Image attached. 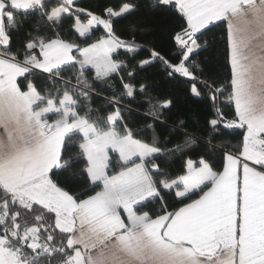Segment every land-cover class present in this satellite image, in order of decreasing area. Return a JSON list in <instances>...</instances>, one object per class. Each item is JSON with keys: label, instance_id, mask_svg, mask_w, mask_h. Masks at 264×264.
I'll return each mask as SVG.
<instances>
[{"label": "snow or ice", "instance_id": "snow-or-ice-1", "mask_svg": "<svg viewBox=\"0 0 264 264\" xmlns=\"http://www.w3.org/2000/svg\"><path fill=\"white\" fill-rule=\"evenodd\" d=\"M0 264H264V0H0Z\"/></svg>", "mask_w": 264, "mask_h": 264}, {"label": "trees", "instance_id": "trees-1", "mask_svg": "<svg viewBox=\"0 0 264 264\" xmlns=\"http://www.w3.org/2000/svg\"><path fill=\"white\" fill-rule=\"evenodd\" d=\"M116 2L117 0H80V6L89 8L90 10L99 11L100 7L104 4H114ZM136 19L142 27L152 29L148 37L149 39L155 37L165 51L170 50V44L166 32L175 23L174 20L162 17H149L147 15H140ZM127 23V21L121 20L117 24V30L124 31ZM147 82L150 85L152 94L158 95L161 101L171 98L174 102L171 112H166L165 116L161 117L162 120L165 119V117L167 118L166 123L170 127H163L158 124L157 130L159 132L167 134L171 127L176 126L178 118H187L190 127H193L204 120L205 103L199 99L189 97L187 93V85L183 79L179 81H168L164 79L163 74L154 73L148 77ZM97 88L98 91H101V95L94 96L93 103L94 106H102L104 104V96H110L111 93L103 91L99 88V85H97ZM126 103H130L131 107L136 110L131 114L130 118L138 121L139 124H143L145 121L141 113L146 111L148 105H141L131 101H126ZM179 166L180 161H175L173 167L178 168Z\"/></svg>", "mask_w": 264, "mask_h": 264}]
</instances>
